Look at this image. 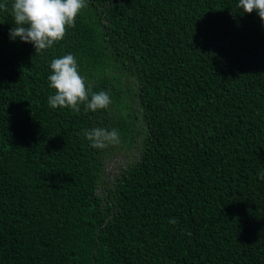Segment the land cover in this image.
I'll use <instances>...</instances> for the list:
<instances>
[{"label": "trees", "instance_id": "16d2710c", "mask_svg": "<svg viewBox=\"0 0 264 264\" xmlns=\"http://www.w3.org/2000/svg\"><path fill=\"white\" fill-rule=\"evenodd\" d=\"M0 11V264H264V24L239 0H87L35 53ZM72 54L106 109L51 108ZM116 129L90 147L84 129ZM133 151L105 174V161ZM175 221L174 223L170 221Z\"/></svg>", "mask_w": 264, "mask_h": 264}, {"label": "clouds", "instance_id": "9594fccd", "mask_svg": "<svg viewBox=\"0 0 264 264\" xmlns=\"http://www.w3.org/2000/svg\"><path fill=\"white\" fill-rule=\"evenodd\" d=\"M87 7V0H13L11 15L13 27L9 30L11 40L31 43L35 53H41L62 40L69 27H75V19L82 9ZM237 8L243 13L253 11L264 24V0H239ZM7 3H0V11L7 12ZM51 74L47 77L49 87L55 90L48 98L51 108H69L80 112L106 109L110 95L105 91L93 92L86 87L85 78L79 74V66L72 54L54 58L50 63ZM82 135L90 142V147L106 148L118 142L116 129L95 127L84 129ZM174 223L175 221H170Z\"/></svg>", "mask_w": 264, "mask_h": 264}, {"label": "rangeland", "instance_id": "374dc122", "mask_svg": "<svg viewBox=\"0 0 264 264\" xmlns=\"http://www.w3.org/2000/svg\"><path fill=\"white\" fill-rule=\"evenodd\" d=\"M134 152L131 151L127 154L120 152L117 156H114L113 159L105 161V174L108 176L114 174L118 171L119 168L128 164L133 156Z\"/></svg>", "mask_w": 264, "mask_h": 264}]
</instances>
